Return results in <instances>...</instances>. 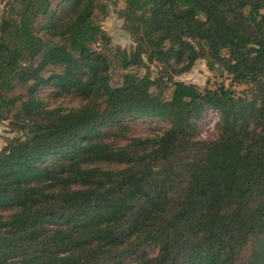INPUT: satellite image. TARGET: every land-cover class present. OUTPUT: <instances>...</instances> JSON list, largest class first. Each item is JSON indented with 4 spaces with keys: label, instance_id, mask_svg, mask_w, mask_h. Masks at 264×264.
Returning a JSON list of instances; mask_svg holds the SVG:
<instances>
[{
    "label": "trees",
    "instance_id": "1",
    "mask_svg": "<svg viewBox=\"0 0 264 264\" xmlns=\"http://www.w3.org/2000/svg\"><path fill=\"white\" fill-rule=\"evenodd\" d=\"M52 1L8 0L0 16V121L15 133L0 149V264H264V0H124V67L204 59L223 76L171 79L170 99L149 75L111 84L103 3ZM48 85L81 104L52 106ZM206 107L219 136L196 142ZM139 119L170 126L129 136Z\"/></svg>",
    "mask_w": 264,
    "mask_h": 264
},
{
    "label": "rangeland",
    "instance_id": "2",
    "mask_svg": "<svg viewBox=\"0 0 264 264\" xmlns=\"http://www.w3.org/2000/svg\"><path fill=\"white\" fill-rule=\"evenodd\" d=\"M7 1L0 0V16L3 14ZM99 1L104 4V8L96 10L94 20L103 27L105 33L110 37V43L106 46V51L111 57L110 77L113 86H121L123 82H133L144 75H149L157 82L151 90L157 94H164L165 98L170 99L173 90L168 83L171 79L196 84L201 89L216 88L219 85L223 76H219L218 72L210 70L204 59H198L192 67L183 72H179V66L164 67L156 62L150 63L148 61L142 65L124 67L122 62L123 53H128L136 47L134 38L129 32L128 24H126L123 16L126 3L124 0ZM59 3L60 0H53L51 11L58 9ZM47 19L48 15H42L37 20L38 29L41 30L42 25L46 23ZM94 48L101 49L102 45H95ZM54 70L56 71L57 69L55 67L49 68L46 76ZM229 81L230 79L226 80L228 83ZM234 87L239 94L245 93L248 89L245 85ZM40 95L45 97L52 106L62 105L73 108L81 104V100L73 94L64 96L55 95L50 85L43 86ZM220 118L221 116L218 111L206 107L201 118L196 123L194 141L209 142L215 140L219 136L217 127ZM169 126V123L159 121L158 119H139L129 124L128 135L150 137L162 133ZM14 135L15 133L12 132V128L10 127V120L0 121V149L5 145L6 140ZM125 142L126 140L122 143Z\"/></svg>",
    "mask_w": 264,
    "mask_h": 264
}]
</instances>
